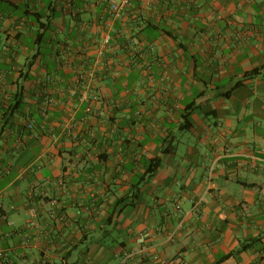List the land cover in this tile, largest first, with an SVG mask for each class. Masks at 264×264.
<instances>
[{
  "label": "crops",
  "instance_id": "1",
  "mask_svg": "<svg viewBox=\"0 0 264 264\" xmlns=\"http://www.w3.org/2000/svg\"><path fill=\"white\" fill-rule=\"evenodd\" d=\"M128 1L0 0V264H264V0Z\"/></svg>",
  "mask_w": 264,
  "mask_h": 264
},
{
  "label": "built area",
  "instance_id": "2",
  "mask_svg": "<svg viewBox=\"0 0 264 264\" xmlns=\"http://www.w3.org/2000/svg\"><path fill=\"white\" fill-rule=\"evenodd\" d=\"M109 3H110V6H111V11H112L113 16L115 18H119V17H121L124 9L129 4V1L128 0H124V1L118 2L117 0H109ZM105 42L107 44L110 43V37L109 36L106 37ZM32 216H35L34 212H33Z\"/></svg>",
  "mask_w": 264,
  "mask_h": 264
}]
</instances>
